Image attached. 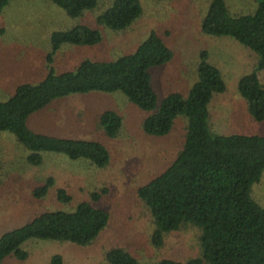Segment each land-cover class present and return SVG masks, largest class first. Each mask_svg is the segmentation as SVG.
I'll list each match as a JSON object with an SVG mask.
<instances>
[{
	"label": "rangeland",
	"instance_id": "1",
	"mask_svg": "<svg viewBox=\"0 0 264 264\" xmlns=\"http://www.w3.org/2000/svg\"><path fill=\"white\" fill-rule=\"evenodd\" d=\"M114 1L98 0L94 9L71 17L49 0H12L0 15V102L8 100L21 84L42 82L51 68L61 73L75 70L85 59L111 61L134 52L154 32L173 50L170 61L150 69L159 104L171 93L187 97L206 52L226 82V90L214 93L210 103L211 133L264 135V120L252 116L239 90L241 77L254 69L258 55L232 36L203 32L202 22L212 0H141V17L118 30L98 23ZM225 1L232 15L254 13L261 2ZM78 24L99 30L103 39L94 44L68 43L51 54L52 32ZM261 75L264 82V71ZM110 109L123 116L124 125L117 137H110L100 123V115ZM149 113L132 104L121 91H90L54 100L28 118V125L37 132L105 144L111 160L102 168L87 159L73 160L49 151L42 153L41 164L32 165L27 160L29 150L16 135L0 131V237L44 212L74 211L83 201L110 212L108 225L90 244L30 239L22 245L28 253L26 259L12 254L4 264H50L54 254L63 255L64 264H110L107 251L116 247H123L142 264L200 256L202 231L189 223L169 233L161 247L152 242L154 223L137 191L176 159L184 146L188 119L178 115L167 135L153 136L142 127ZM49 177L55 179V185L44 196L36 197L34 190ZM59 188L71 195L69 202L59 199ZM94 194L99 195L97 199ZM251 194L264 206V172Z\"/></svg>",
	"mask_w": 264,
	"mask_h": 264
},
{
	"label": "trees",
	"instance_id": "2",
	"mask_svg": "<svg viewBox=\"0 0 264 264\" xmlns=\"http://www.w3.org/2000/svg\"><path fill=\"white\" fill-rule=\"evenodd\" d=\"M12 0H0V15ZM71 17L94 9L98 0H49ZM143 14L141 0H115L100 17L99 24L111 29H125ZM203 32L214 36H232L258 55L252 71L241 77L239 90L246 98L252 116L264 120V0L254 13L232 15L225 0H212L202 22ZM102 33L85 24L52 33V53L64 44H94ZM204 52L198 65V78L185 97L169 94L159 104L152 83V67L173 57V50L161 36L151 33L134 52L111 61L83 60L75 70L48 76L38 84H21L6 101L0 102V131H9L29 150L32 165L42 163L43 152L66 154L87 159L96 167L110 164L109 148L100 141L66 138L33 130L28 118L54 100L74 93L121 91L140 109L151 112L143 123L146 134L167 135L178 115L188 119L184 146L173 163L141 186L138 197L148 208L153 223L152 242L161 247L166 236L192 224L201 229L202 251L190 260L164 258L155 264H264V206L252 197L254 183L264 172V135H213L210 130V103L216 92L226 90L221 70ZM51 58V56H50ZM156 110L155 112H152ZM100 123L110 137L123 128V116L115 110L100 115ZM1 166V157H0ZM36 187L34 195L44 196L55 185L53 177ZM60 200L72 197L65 188L58 189ZM95 196V198H94ZM99 195L94 194L97 199ZM110 212L89 201L74 211L55 210L36 216L25 225L0 237V264L9 255L21 260L28 253L22 245L30 239L68 241L79 245L92 243L105 229ZM110 264H142L123 247L107 251ZM50 264H64L61 254H54Z\"/></svg>",
	"mask_w": 264,
	"mask_h": 264
},
{
	"label": "crops",
	"instance_id": "3",
	"mask_svg": "<svg viewBox=\"0 0 264 264\" xmlns=\"http://www.w3.org/2000/svg\"><path fill=\"white\" fill-rule=\"evenodd\" d=\"M53 32H54V31H53ZM53 32H52V33H53ZM64 45H65V44H64ZM32 129H33V128H32ZM33 130H34V129H33Z\"/></svg>",
	"mask_w": 264,
	"mask_h": 264
}]
</instances>
